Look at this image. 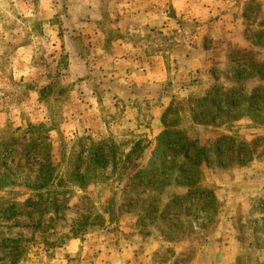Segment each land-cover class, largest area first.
I'll return each instance as SVG.
<instances>
[{
    "label": "rangeland",
    "instance_id": "obj_1",
    "mask_svg": "<svg viewBox=\"0 0 264 264\" xmlns=\"http://www.w3.org/2000/svg\"><path fill=\"white\" fill-rule=\"evenodd\" d=\"M263 34L264 0H0V264H264V125L200 117Z\"/></svg>",
    "mask_w": 264,
    "mask_h": 264
},
{
    "label": "trees",
    "instance_id": "obj_2",
    "mask_svg": "<svg viewBox=\"0 0 264 264\" xmlns=\"http://www.w3.org/2000/svg\"><path fill=\"white\" fill-rule=\"evenodd\" d=\"M249 66L241 65L233 69L239 77L242 76V71L246 72L251 69L256 77L264 81V64L251 63ZM221 92H223L222 95H220ZM203 101V111L200 117L202 116L211 123L218 121L221 124H229L243 118L244 115L248 116L256 125H264V85L256 88L249 97H242L237 88L226 92L223 88H218L215 89V92L213 90L211 94L207 95ZM165 135L166 140L168 137L171 138V133L167 132ZM170 145L167 143V146ZM202 152H204L202 148H197L195 157L197 161L200 160ZM199 162L201 163V161Z\"/></svg>",
    "mask_w": 264,
    "mask_h": 264
}]
</instances>
